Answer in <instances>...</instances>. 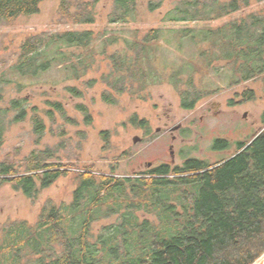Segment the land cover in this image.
I'll use <instances>...</instances> for the list:
<instances>
[{
    "label": "trees",
    "instance_id": "16d2710c",
    "mask_svg": "<svg viewBox=\"0 0 264 264\" xmlns=\"http://www.w3.org/2000/svg\"><path fill=\"white\" fill-rule=\"evenodd\" d=\"M43 1L0 0V24L38 12ZM243 3L247 5L248 0ZM134 4L135 0H115L112 21H127ZM66 5L62 1L60 6L64 15ZM238 9V0H185L175 8L172 19H217ZM71 19L75 23L93 22L87 10L73 14ZM163 32L151 28L140 40L125 39L123 53L109 54L114 74L110 72L108 85L121 93L127 83L128 89L134 91V87L146 89L165 79L178 90L181 107L191 109L206 93L195 87L190 62L169 69L164 76L163 66H168L159 65L155 56V42ZM173 32L180 45L185 37L192 42H210L213 52L199 48V57L206 66H211L216 57L226 60L238 73L232 82L264 74V15L250 14L215 28H182ZM92 38L91 30L29 35L20 46L14 69L22 76H36L58 62L78 76L89 62L83 53L76 62L68 61L65 48H86ZM114 40L116 37L108 42ZM104 52L105 47L100 54ZM242 96L252 99L253 91L248 89ZM103 98L114 100L111 93L104 92ZM49 104L65 115L61 103ZM77 108L86 120L90 119L86 106L79 104ZM10 110L16 113L8 118ZM25 113L16 99L11 101V107L0 109V143L7 126L23 119ZM262 119L264 123V114ZM31 122L41 137L43 120L33 113ZM139 125L143 127L144 120ZM219 141L220 149L228 146L227 140ZM50 157L47 150L32 152L25 159L23 171L11 161H0V184L8 183L35 199L68 173L65 166L47 162ZM173 201L180 204V213ZM141 209L158 217L159 222L140 219L137 212ZM113 214H119L120 222L104 226L95 235L93 222ZM2 234L0 264H252L264 253V127L249 140L238 142L234 154L214 164L188 158L182 164L161 163L123 178L88 169L80 171L70 202L45 205L34 226L26 221L12 222L2 228Z\"/></svg>",
    "mask_w": 264,
    "mask_h": 264
},
{
    "label": "rangeland",
    "instance_id": "374dc122",
    "mask_svg": "<svg viewBox=\"0 0 264 264\" xmlns=\"http://www.w3.org/2000/svg\"><path fill=\"white\" fill-rule=\"evenodd\" d=\"M62 1L67 4L65 15L60 11ZM183 1L163 0L157 8L155 0H135L132 16L122 22L112 21L115 0H45L40 3L38 12L0 24V109L11 107L13 99L19 100L26 109L23 119L7 126L0 143V161H11L23 171L25 159L32 152L47 150L52 155L47 162L61 164L68 170L67 175L43 189L35 199L14 190L8 183L0 184L1 237L6 224L26 221L34 226L45 205L70 202L80 171L88 169L123 178L161 163L182 164L188 158L214 164L234 154L238 142L249 140L263 129L264 74L232 82L238 73L226 60L216 57L211 60V66H206L199 57V48L209 52L210 42H192L185 37L180 45L173 31L182 28L198 31L240 21L250 14L264 15V0H248L247 5L238 0L240 9L217 19L173 20L175 8ZM81 10L90 12L93 22H73L71 16ZM151 28L164 31L155 42L158 64L168 66L167 69L163 66L164 76L183 62L192 64L193 83L206 93L193 108L181 107L178 90L165 79L146 89L134 87V91L128 89L127 83L121 93L108 85L107 80L112 72L114 74L109 54L123 53L125 39L140 40ZM66 30L93 31L88 47L65 48L70 56L68 61L76 62L77 56L83 53L89 62L88 67L80 69L78 76L58 62L36 76H22L15 71L20 46L29 35ZM113 37L116 40L108 42ZM103 47L105 52L100 54ZM90 50L93 51L89 56ZM248 89L253 91V97L246 100L242 94ZM104 92L111 93L114 100L104 99ZM50 102L61 103L65 115L55 110ZM79 104L87 107L90 119H85L77 108ZM15 113L10 110L8 118ZM33 113L43 120L41 137L34 132ZM142 120L143 127L139 125ZM134 136L141 139L133 142ZM219 140H227L228 146L220 149ZM169 150L173 151L172 156ZM173 205L180 213V204L173 201ZM137 214L140 219L159 222L158 217L145 209ZM118 222L119 214L102 218L93 222L92 232L98 235L104 226Z\"/></svg>",
    "mask_w": 264,
    "mask_h": 264
},
{
    "label": "water",
    "instance_id": "95a60500",
    "mask_svg": "<svg viewBox=\"0 0 264 264\" xmlns=\"http://www.w3.org/2000/svg\"><path fill=\"white\" fill-rule=\"evenodd\" d=\"M141 138L139 136L133 137V142L139 141ZM252 264H264V253L258 257Z\"/></svg>",
    "mask_w": 264,
    "mask_h": 264
},
{
    "label": "flooded vegetation",
    "instance_id": "af4514ba",
    "mask_svg": "<svg viewBox=\"0 0 264 264\" xmlns=\"http://www.w3.org/2000/svg\"><path fill=\"white\" fill-rule=\"evenodd\" d=\"M170 1H174V0H170ZM215 1H218V0H215ZM162 2H163V0H155V2H154V6L155 7H159V6H161V4H162ZM151 5V4H150ZM235 12V11H234ZM172 137H174L173 135H172ZM172 146V145H171ZM171 146H170V148H171ZM170 151V154H171V156L173 155V151L172 150H169ZM164 164H168V163H164ZM171 165V164H170Z\"/></svg>",
    "mask_w": 264,
    "mask_h": 264
},
{
    "label": "bare ground",
    "instance_id": "6f19581e",
    "mask_svg": "<svg viewBox=\"0 0 264 264\" xmlns=\"http://www.w3.org/2000/svg\"><path fill=\"white\" fill-rule=\"evenodd\" d=\"M128 153V152H127Z\"/></svg>",
    "mask_w": 264,
    "mask_h": 264
}]
</instances>
